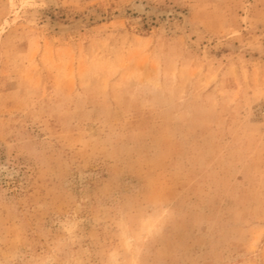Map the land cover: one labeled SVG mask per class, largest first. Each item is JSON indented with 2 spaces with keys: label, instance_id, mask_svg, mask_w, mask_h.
<instances>
[{
  "label": "rangeland",
  "instance_id": "obj_1",
  "mask_svg": "<svg viewBox=\"0 0 264 264\" xmlns=\"http://www.w3.org/2000/svg\"><path fill=\"white\" fill-rule=\"evenodd\" d=\"M0 264H264V0H0Z\"/></svg>",
  "mask_w": 264,
  "mask_h": 264
},
{
  "label": "bare ground",
  "instance_id": "obj_2",
  "mask_svg": "<svg viewBox=\"0 0 264 264\" xmlns=\"http://www.w3.org/2000/svg\"><path fill=\"white\" fill-rule=\"evenodd\" d=\"M138 6V5H137ZM142 9V8H141ZM143 10V9H142Z\"/></svg>",
  "mask_w": 264,
  "mask_h": 264
}]
</instances>
